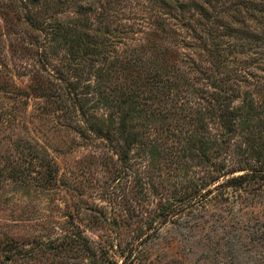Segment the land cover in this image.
Here are the masks:
<instances>
[{"label": "rangeland", "instance_id": "rangeland-1", "mask_svg": "<svg viewBox=\"0 0 264 264\" xmlns=\"http://www.w3.org/2000/svg\"><path fill=\"white\" fill-rule=\"evenodd\" d=\"M259 170L264 0H0V264H264Z\"/></svg>", "mask_w": 264, "mask_h": 264}, {"label": "trees", "instance_id": "trees-1", "mask_svg": "<svg viewBox=\"0 0 264 264\" xmlns=\"http://www.w3.org/2000/svg\"><path fill=\"white\" fill-rule=\"evenodd\" d=\"M207 12L208 11H206L204 14L206 15ZM249 35L250 34H248L247 37H249ZM254 36H257V38H258V35H253V37ZM149 74L152 75L151 77H152V83H153V88L151 89V91L152 92L157 91L158 89H160L162 87L161 83L165 82L163 80V74L161 72L158 73V71H156V70H155V72L150 70ZM155 86L158 87L157 90H154ZM143 92H144V90H143ZM140 95H142V94L140 93ZM122 97H123V95H122ZM155 97H157V96H155ZM127 98L129 100L128 104L131 105V108H129V109L126 108L125 102H121L119 105L115 104L117 106V109H119V112H120V115L118 113L119 118H120V122H121L120 123V128L118 127L119 130H124L127 127L129 128L130 127V125H129L130 122H132L133 120H136V118L143 117V115H144V117H146V119L151 116L152 121L158 119L156 117L158 115L156 113V111L150 112L151 113L150 114L144 107H142V106H146V103H144V104L141 103L142 101L139 99V96H137V95H129V96H127ZM228 99H230L229 96H228ZM225 101L226 100H224V102ZM222 103H223V101H222ZM222 103H219V106ZM233 112H234V110L233 111H229L228 109H226V111L223 114H221V112H220L221 118L223 119V118H226L227 116H234L235 113H233ZM84 121L86 123L88 122L87 119H85ZM223 123L228 124L230 122L225 120V122H223ZM105 128H106V123L103 122L100 129H96V128L92 127V130L97 134V136L104 138V137H106L108 135V132L106 134L104 133V129ZM251 129L252 128L249 127L247 131L250 132V134H253L254 130L250 131ZM85 130H87L89 132L90 131V127L88 126V129L86 128ZM128 144H132V142L130 141ZM252 145H255V144L252 143ZM257 179H260L259 181H264V171L263 170H259L255 174H252V175L245 174V175H241V176H237V177L234 176V177L230 178L228 181H225L223 184L217 186L216 189L217 188H224V187L230 188V187H234V186H237V185L240 186V185H243L244 183H247L249 181L252 182L253 180H257Z\"/></svg>", "mask_w": 264, "mask_h": 264}]
</instances>
